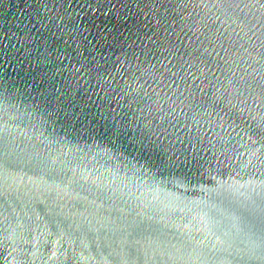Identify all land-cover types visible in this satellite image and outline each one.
Segmentation results:
<instances>
[{
  "label": "snow or ice",
  "instance_id": "snow-or-ice-1",
  "mask_svg": "<svg viewBox=\"0 0 264 264\" xmlns=\"http://www.w3.org/2000/svg\"><path fill=\"white\" fill-rule=\"evenodd\" d=\"M52 3L54 8H63L56 0ZM192 6L199 7L194 3ZM47 7L45 3L44 8ZM244 7L264 18V0H248ZM107 8V4L97 5L93 11ZM188 8L189 0H113L111 11L117 21L122 16L127 18V13L135 9L137 17L144 16V23L128 30L117 23L112 30H104L97 28L95 18L90 23L85 21L83 27L69 21L71 31L57 25L58 31L66 32V37L60 39L51 28L34 33L21 18L16 34L31 52L37 53L34 63L38 70L23 77L17 69L25 62L32 63L30 55L11 43L0 48V97L6 101L0 111L12 121L20 120L16 113L29 117L30 123L24 127L31 132H14L8 120L0 126V184L11 188L21 173L30 174L34 191L30 190L29 208H40L47 221L45 231L61 243L79 241L83 245L87 239L95 245L94 252H104L109 257L110 264H161V258L163 264H192L194 254L198 264H264V188L259 202L221 200L227 216L213 218L210 226L218 227L220 220L227 221L220 238L222 256L199 251V242L181 247L167 245L163 238L166 225H159L158 209L142 194L155 191L160 186L157 177L164 176L169 177L165 183H173V178L192 183L208 175L213 184L209 191H226V182L216 181L212 161L197 147L203 139L190 134L189 126L174 115L177 109L185 113L222 110L227 119L220 117V126L230 121L236 135L241 140L246 138L253 148L251 155L264 164V32L257 35L259 29L253 31L254 24L248 28V54H254L258 64L254 71L260 79L254 84L246 82L245 86L257 108H236L228 96L210 94L202 87L203 82L210 83V78H218L221 60L223 64L228 60L217 59V67L213 66L211 53L202 47L198 29L185 27L181 23L183 18L178 19L177 9ZM32 10L39 15L38 8ZM50 19L57 22L56 16ZM61 40L65 57L71 55L80 67L71 77H64L63 87L56 88L52 81L58 71L63 73L51 55ZM69 41H74L76 47ZM117 51L128 69H124L119 57L113 61ZM110 65H119L121 71L109 79L105 73ZM192 68L195 73L190 71ZM82 81L90 86L95 81L97 87L89 92L82 87ZM133 83L135 88L131 87ZM65 147L77 160L92 150L102 151L109 163L116 162L118 174L123 169L125 179L108 189L107 199L112 202L108 211H97L94 200H74L68 211H63L64 206L48 195L54 190L71 189L78 182L72 162L62 159L68 154L63 152ZM135 180L140 183H134ZM100 196L104 198L105 193ZM10 227V235L18 233L24 239L25 225ZM240 234L246 240L243 247L232 240ZM188 248L193 251H187Z\"/></svg>",
  "mask_w": 264,
  "mask_h": 264
},
{
  "label": "water",
  "instance_id": "water-1",
  "mask_svg": "<svg viewBox=\"0 0 264 264\" xmlns=\"http://www.w3.org/2000/svg\"><path fill=\"white\" fill-rule=\"evenodd\" d=\"M112 2L113 0H56V3L62 4L63 8H54L52 0H0V48L11 43L25 55H30L32 63L25 62L17 69L23 77L29 72L38 70L34 63L37 53L31 52L16 34L20 29L21 18L34 33L46 32L48 28H51V31L56 33L57 39L66 37V32L58 31L57 25L65 28L66 31H71L72 23L69 21H74L83 27L85 21L90 23L95 18L97 28L104 30H112L117 23L124 30L144 23V16L137 17L135 9L127 13V18L122 16L117 21L112 15ZM45 3H47V9L44 8ZM193 3L199 7L194 8ZM247 3L248 0H189L188 10L177 9V13L178 19L183 18L181 23L185 27L191 25L198 29L199 39L203 41L202 47L207 48L211 53L210 59L213 60L214 67H217L215 64L217 59L228 60L227 64H223L221 60L223 66L217 73L218 78H210V83L207 81L202 83L205 91L210 94L228 96L236 108L251 105L256 109L257 105L253 104L249 90L245 86L246 82L254 84L260 79L254 71L258 68V64L253 59L254 54L253 56L248 54L251 51L248 48L249 36H251L248 28L254 24L256 27L253 31L259 29L257 35H260V32H264V27H261L264 24V18L259 14L254 15L244 7ZM29 4L32 8H38L39 15L32 8H27ZM103 4H107L108 8L103 11H93L97 5ZM53 16L57 17L56 23L50 19ZM59 17L64 19L60 20ZM42 20L43 23H41ZM193 36L195 38L194 34ZM252 39L256 38L252 37ZM197 43L199 45V41ZM69 44L76 47L74 41H69ZM82 50L86 52L87 48L84 47ZM9 51L12 49L10 48ZM130 56L131 53H129ZM116 57L120 58L124 69L129 68L119 51L115 53L113 61ZM51 58L62 69L63 74L58 71L56 80L52 81L56 88H61L64 77H71L73 71L80 65L71 55L65 57L62 40L60 46L52 52ZM97 63L99 64L100 61L98 60ZM119 71H121L119 65L115 67L110 65L105 75L110 79ZM190 71L195 73L196 69L192 68ZM82 87L91 92L97 85L95 81L91 86L86 81H82ZM131 87L135 88L136 83L131 84ZM149 91H151L150 88ZM5 103L3 97H0V106ZM16 115L20 117V120L12 121L9 120L8 114L0 111V126L8 120L14 132H20L22 129L31 134L30 130L24 127L30 123L29 117L21 116L20 113ZM174 115L189 126L191 135L203 139V144H198L197 147L202 149V155L212 161V175L216 177V181L226 182V191L223 194L209 191L213 184L209 183L208 175L192 183L175 178L173 183H165L169 177L164 176L157 177L160 186L156 187L155 191L142 192V194L158 209L159 214L156 219L159 225H166L163 238L167 245L181 247L182 244L199 242L196 243L199 251L222 256L220 250L223 246L220 238L227 227V221L220 220L218 227H211V221L213 218L219 220L221 214L227 216L221 204L224 198L237 203L251 202L253 199L260 201L261 190L264 188V164L251 155L253 148L249 146L246 138L241 140L236 135L237 130L230 126V121L223 127L220 126L219 118L227 119L222 110L212 113L211 110L206 112L201 109L189 110L185 113L177 109ZM54 147L59 148V145ZM256 147L258 148L259 145ZM63 152L68 153L63 155L62 159L72 162V168L77 172L78 182L72 185L71 189H65L62 192L54 190L48 195L64 206L63 211H68L74 200L81 202L94 200L95 205L98 206L97 211L101 213L108 211V206L112 203L107 199L108 189L125 179L123 169L118 174L114 168L116 162L109 163L103 158L102 151L92 150L91 154L80 155L79 160L69 148L65 147ZM71 175L72 173H69V176ZM32 179L30 174L21 173L11 188L6 189L3 184H0V253H3L0 256V264H18V262L19 264H110L109 257L104 252H94L95 245L89 244L87 239L84 240L83 245H80L79 241L61 243L57 237L50 236L45 231L48 227L47 221L40 214V208L35 205L29 208V197L34 191ZM134 183L139 184L140 181L135 180ZM101 192L105 193L104 198H101ZM39 198L44 199V197ZM16 224L25 225L22 240L18 233L10 235L13 232L10 225ZM232 240L239 247L246 244L242 234L232 237ZM187 251L192 252L193 249L188 248ZM140 260H144L143 251H141ZM161 264H163V258H161ZM192 264H198L195 254Z\"/></svg>",
  "mask_w": 264,
  "mask_h": 264
}]
</instances>
